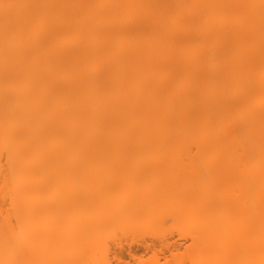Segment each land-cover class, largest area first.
Instances as JSON below:
<instances>
[{
  "label": "bare ground",
  "instance_id": "obj_1",
  "mask_svg": "<svg viewBox=\"0 0 264 264\" xmlns=\"http://www.w3.org/2000/svg\"><path fill=\"white\" fill-rule=\"evenodd\" d=\"M110 150L228 160L210 177L264 264V0H0V264H78L141 224L100 186L69 187L89 210L75 251L41 216L56 165L131 155L89 152Z\"/></svg>",
  "mask_w": 264,
  "mask_h": 264
},
{
  "label": "rangeland",
  "instance_id": "obj_2",
  "mask_svg": "<svg viewBox=\"0 0 264 264\" xmlns=\"http://www.w3.org/2000/svg\"><path fill=\"white\" fill-rule=\"evenodd\" d=\"M89 152L131 155L87 157L56 165L59 191L50 207L44 203L41 210L43 219L49 211L48 224L55 236L61 235L75 251L87 232L86 222L81 223L78 215H89V210L68 192L73 184L108 189L114 196L110 212L140 209L144 218L140 225L99 236L92 247L85 241L78 264H246L249 231L232 227V188L210 177L228 160L184 154L214 151Z\"/></svg>",
  "mask_w": 264,
  "mask_h": 264
}]
</instances>
